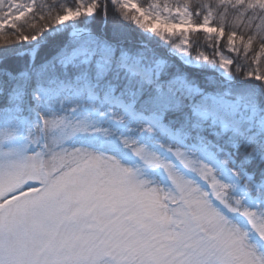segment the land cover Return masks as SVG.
<instances>
[{"label": "snow or ice", "instance_id": "1", "mask_svg": "<svg viewBox=\"0 0 264 264\" xmlns=\"http://www.w3.org/2000/svg\"><path fill=\"white\" fill-rule=\"evenodd\" d=\"M0 264H264V0H0Z\"/></svg>", "mask_w": 264, "mask_h": 264}, {"label": "trees", "instance_id": "2", "mask_svg": "<svg viewBox=\"0 0 264 264\" xmlns=\"http://www.w3.org/2000/svg\"><path fill=\"white\" fill-rule=\"evenodd\" d=\"M141 3H143V0H141ZM108 18H109V26H111L113 22H120L119 16L117 15L116 11L113 9L111 4H109L108 6ZM203 50L208 51V49H203Z\"/></svg>", "mask_w": 264, "mask_h": 264}]
</instances>
